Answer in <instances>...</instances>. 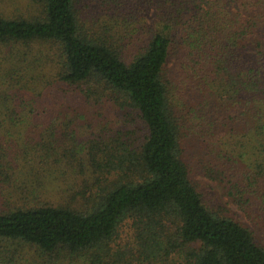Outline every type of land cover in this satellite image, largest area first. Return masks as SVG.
<instances>
[{
	"label": "trees",
	"instance_id": "trees-1",
	"mask_svg": "<svg viewBox=\"0 0 264 264\" xmlns=\"http://www.w3.org/2000/svg\"><path fill=\"white\" fill-rule=\"evenodd\" d=\"M24 1L0 12V242L36 264H264L229 206L264 225V0ZM112 102L125 134L61 148Z\"/></svg>",
	"mask_w": 264,
	"mask_h": 264
},
{
	"label": "rangeland",
	"instance_id": "rangeland-1",
	"mask_svg": "<svg viewBox=\"0 0 264 264\" xmlns=\"http://www.w3.org/2000/svg\"><path fill=\"white\" fill-rule=\"evenodd\" d=\"M22 1L21 0H0V12H9V13L14 12L15 10H12V11H9V10L14 9L17 6L23 7ZM122 114H123L122 110L119 109L117 106H115V104L112 102V106L107 105L105 107L102 117H98V118L95 117L93 128H90L86 124H85L86 128H82V127H72V128L69 127L66 129L61 128L60 131L57 133V138H58L57 140L61 148H65V147L70 148L74 143H76L75 145L77 146L78 152L79 151L81 152V147L84 146L85 140L93 138L97 140L101 139V140L109 141L112 138V135H116L120 130H122V133L125 134L126 128L130 126V122L128 126L127 124H125L126 118L122 119ZM92 118L94 117L92 116L91 119ZM128 119H129V116H128ZM99 123H101L100 126H99ZM18 136L19 138L17 142L21 146H23L22 143H24L23 140L24 141L27 140L26 138L28 136V131H25L24 129H22L18 131L17 137ZM38 141L39 139H37L36 142H33V140H31V142L35 144ZM75 175L76 174L74 173L72 175L70 174L69 176H67V173H66V176L68 177L67 179L70 181H72ZM77 175L79 177L78 180L87 179V177L88 179H93L94 171H93V168L90 167V169L88 168L85 172L78 173ZM55 177H56V174L54 172L44 174L43 176L44 180L49 183L51 181L54 182ZM62 180H63V177H59V182H61V184H63ZM204 180H206V184L203 188L207 196L206 198L208 200L207 203H209L210 206L213 205L215 207L214 202H219L221 200L223 202V200L226 201L228 199V196L225 194L222 188L223 187L222 185H219L217 182L207 179L206 177H202V181ZM87 186L88 185L86 182L85 183L86 189H87ZM80 188H82L83 190H86L84 189V187H81V184H79L78 189ZM52 193H53V190L49 191L48 195L50 196ZM229 206L236 212V216L240 219L242 223L244 224L247 223L249 226L255 229L258 235L264 236V225L262 222L259 223V226L255 225L251 220L247 218L246 214L243 211H241L236 204L230 202ZM0 246H2V248L4 249H9L11 251L16 250L17 252H20L21 254L20 259H22L21 261H24L25 259V261L28 264H36L37 262L41 261V258H38V254L35 252L34 249L31 250L27 246L22 245L18 242H0Z\"/></svg>",
	"mask_w": 264,
	"mask_h": 264
}]
</instances>
